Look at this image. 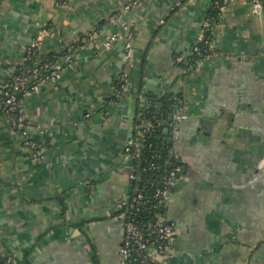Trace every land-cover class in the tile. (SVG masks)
<instances>
[{"label":"crops","instance_id":"1","mask_svg":"<svg viewBox=\"0 0 264 264\" xmlns=\"http://www.w3.org/2000/svg\"><path fill=\"white\" fill-rule=\"evenodd\" d=\"M213 2L0 0V86L43 29L62 70L22 99L39 154L0 113L2 257L119 264L139 178L126 147L147 97L172 94L182 166L165 201L179 234L164 262L264 264V10L231 0L213 51L191 62Z\"/></svg>","mask_w":264,"mask_h":264},{"label":"built area","instance_id":"2","mask_svg":"<svg viewBox=\"0 0 264 264\" xmlns=\"http://www.w3.org/2000/svg\"><path fill=\"white\" fill-rule=\"evenodd\" d=\"M231 0H223L219 7L220 12L224 9L225 5ZM258 9L264 10V0H248ZM127 5L126 8H129ZM211 20L206 18L204 28L210 25ZM35 41L29 45L25 51L21 64L28 62L35 54H43L42 42L46 36V30H40ZM132 33L128 34L127 47H131ZM84 39H87L84 38ZM116 39V35L108 36L106 43L110 47L112 41ZM209 55L213 51V44L208 42ZM200 48L195 47L194 52H199ZM44 71H49L48 74H43ZM62 70L59 62L46 61L42 62L39 59L32 69H26L20 75H14L10 82L5 86H0V113L6 115L10 126L17 130L24 138V142L31 148L36 149V144L29 131V121L26 117L25 110L22 106V99L27 94L36 89L39 85L48 82H55L61 78ZM120 80L123 82L120 89H116V94L120 95L126 89L127 76H122ZM182 113L175 115V119H181ZM153 126L147 119L142 120L139 127L140 137L130 140L126 147L129 152L132 145H140L142 147L146 137L143 134L148 128ZM139 134V133H138ZM142 136V137H141ZM36 154L40 150L36 149ZM181 171V167H176L164 182V187L158 188L156 195L160 197L159 202H164L169 195L171 186L176 172ZM139 175V174H138ZM133 179L138 178L132 175ZM142 193H138L136 198L133 199L130 207L126 210L124 216V240L120 247L119 264H166L164 259L170 256L174 251V243L179 234V229L176 224L167 218L166 213L155 211L151 215L148 213L150 206ZM166 203V201H165ZM146 214H148L146 216ZM12 259L10 258L3 264H8Z\"/></svg>","mask_w":264,"mask_h":264},{"label":"trees","instance_id":"3","mask_svg":"<svg viewBox=\"0 0 264 264\" xmlns=\"http://www.w3.org/2000/svg\"><path fill=\"white\" fill-rule=\"evenodd\" d=\"M222 2L223 0H214L207 15V18L211 20L210 25L204 28L203 39L198 44L200 51L198 53L195 52V55L192 57L194 60H190L191 62H196L207 55L209 47L208 42L213 39L211 30L213 25L220 19L221 12L219 7ZM39 59L41 63L46 61L55 63L58 57L53 54L37 53L25 64H19L14 75L22 74L27 68L32 69ZM48 73L49 71H44L43 74ZM122 83L123 82L119 80L116 84V89H120ZM147 103V107L139 112V116L135 123V139L140 137L141 131L139 127L143 119H147L153 127L148 128L143 134L146 139L142 147L140 148L139 144L132 145L129 152L135 157L138 174L140 173V175H138L139 178L133 182L137 191L134 198H136L138 193H142L144 197L149 200L147 201L148 206H150L148 211L151 212L148 214L151 215L155 211L162 213L167 212L165 201L163 203L159 202L160 197H157L156 192L158 188L164 187L167 176L174 172L176 167L182 166L181 161H179L171 151L172 145L168 142L165 135V129L171 128L175 124V119L174 117L171 118V116L174 108L179 105L181 101L172 94L163 96L149 95L147 97ZM180 173L181 171L176 172V176ZM148 214H146V216ZM9 259L10 257H2L0 255V264L7 262ZM8 264H13V260L8 262Z\"/></svg>","mask_w":264,"mask_h":264},{"label":"water","instance_id":"4","mask_svg":"<svg viewBox=\"0 0 264 264\" xmlns=\"http://www.w3.org/2000/svg\"><path fill=\"white\" fill-rule=\"evenodd\" d=\"M171 118H173V115L171 116ZM168 129L166 130V132H165V135L167 136L168 135ZM168 140V142L170 143V142H172V139L171 138H168L167 139ZM139 170H140V168H139ZM139 175H140V173H139ZM135 193H137V191L135 192Z\"/></svg>","mask_w":264,"mask_h":264}]
</instances>
